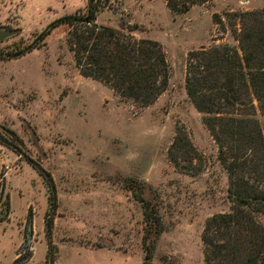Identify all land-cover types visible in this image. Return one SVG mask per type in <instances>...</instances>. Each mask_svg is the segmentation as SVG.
<instances>
[{
	"label": "rangeland",
	"instance_id": "rangeland-1",
	"mask_svg": "<svg viewBox=\"0 0 264 264\" xmlns=\"http://www.w3.org/2000/svg\"><path fill=\"white\" fill-rule=\"evenodd\" d=\"M86 5L0 0V29L17 31L0 42V264H143L146 222L131 187L162 221L150 264H205V224L231 204L217 145L185 93L188 57L237 46L242 14L264 0H110L96 22L132 28L165 55L167 89L147 108L82 76L67 26L40 39Z\"/></svg>",
	"mask_w": 264,
	"mask_h": 264
},
{
	"label": "trees",
	"instance_id": "trees-1",
	"mask_svg": "<svg viewBox=\"0 0 264 264\" xmlns=\"http://www.w3.org/2000/svg\"><path fill=\"white\" fill-rule=\"evenodd\" d=\"M109 2L87 0L84 11L58 18L40 39L50 28L67 26L66 42L82 76L147 108L167 89L165 55L156 42L136 39L132 28L98 24L97 14ZM234 40L237 46L213 45L189 53L184 81L186 96L202 115L229 181L230 210L213 215L204 227V263L264 264V137L257 117L264 114V10L243 13ZM43 176L54 206V185ZM131 192L143 207V264H150L162 221L140 189L131 187Z\"/></svg>",
	"mask_w": 264,
	"mask_h": 264
},
{
	"label": "water",
	"instance_id": "water-1",
	"mask_svg": "<svg viewBox=\"0 0 264 264\" xmlns=\"http://www.w3.org/2000/svg\"><path fill=\"white\" fill-rule=\"evenodd\" d=\"M17 34V31H13V30H1L0 29V42ZM0 193H2V186L0 189ZM29 231H30V224L28 226V235H27V239L30 238L29 236Z\"/></svg>",
	"mask_w": 264,
	"mask_h": 264
}]
</instances>
